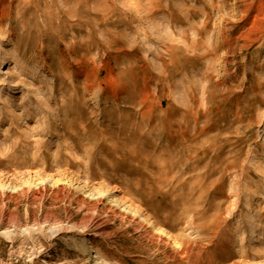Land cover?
<instances>
[{
	"label": "rangeland",
	"instance_id": "rangeland-1",
	"mask_svg": "<svg viewBox=\"0 0 264 264\" xmlns=\"http://www.w3.org/2000/svg\"><path fill=\"white\" fill-rule=\"evenodd\" d=\"M0 264H264V0H0Z\"/></svg>",
	"mask_w": 264,
	"mask_h": 264
},
{
	"label": "bare ground",
	"instance_id": "bare-ground-1",
	"mask_svg": "<svg viewBox=\"0 0 264 264\" xmlns=\"http://www.w3.org/2000/svg\"><path fill=\"white\" fill-rule=\"evenodd\" d=\"M99 234V233H98Z\"/></svg>",
	"mask_w": 264,
	"mask_h": 264
}]
</instances>
